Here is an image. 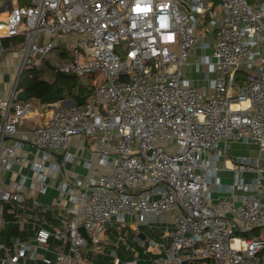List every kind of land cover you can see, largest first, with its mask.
<instances>
[{
    "label": "built area",
    "instance_id": "1",
    "mask_svg": "<svg viewBox=\"0 0 264 264\" xmlns=\"http://www.w3.org/2000/svg\"><path fill=\"white\" fill-rule=\"evenodd\" d=\"M57 45L68 56L56 73L93 74L90 91L80 105L40 102L37 123L21 129L32 112L15 98L20 73ZM196 45L209 52L189 62ZM7 51L17 64L0 93V173L23 165L31 175L9 188L0 177V217L33 233L18 241L15 228L0 264H89L80 250L102 254L106 227L165 213L167 243L149 240L163 252L155 264H264V235L243 234L264 226V0H0V58ZM202 65L214 75L196 88L182 68ZM74 136L95 139L87 173L55 185L68 204L48 229L25 213L38 206L28 194L73 162ZM231 141L254 144L255 155L229 156Z\"/></svg>",
    "mask_w": 264,
    "mask_h": 264
},
{
    "label": "crops",
    "instance_id": "2",
    "mask_svg": "<svg viewBox=\"0 0 264 264\" xmlns=\"http://www.w3.org/2000/svg\"><path fill=\"white\" fill-rule=\"evenodd\" d=\"M206 24V21L201 23V27H203ZM199 33V32H198ZM204 40H210L209 36L205 37ZM65 48L63 45H57L54 47L53 50H58V54L61 56L60 52H63V49ZM67 51V50H66ZM207 53L209 52V49H202L199 48V46H194L189 51L188 60L189 62H194L197 60V57L201 55V53ZM10 56V57H8ZM62 57V56H61ZM63 58V57H62ZM65 58H63L64 60ZM17 64V58L16 55L12 51L5 52L1 58H0V93L1 95H4L5 92L8 89V83L9 79L12 76V74L15 71ZM45 64L47 66V62L45 61ZM189 69V71H188ZM188 71V72H187ZM183 75L189 80V84L193 87H206L207 80L212 78L214 74L211 73H204V74H194L191 71L190 66H185L182 68ZM4 75H7V79L4 77ZM93 75V74H90ZM94 76V75H93ZM93 77H91L92 79ZM91 85V81H90ZM64 100V99H63ZM70 102L69 100H66ZM61 104L63 106L67 102H62ZM69 106H71L69 104ZM31 114L27 118L23 119L19 128L21 129H28L32 126H34L37 121L40 118L41 110L39 108V104L31 106ZM7 142H11V139H7ZM89 141V144H88ZM95 140L93 138H83L81 136H74L70 140L69 144V151L75 156L73 162H66L63 165V168L60 172H54L52 174H48L45 178V188L42 192L37 191L36 189L29 191V202L34 199L35 202H37L38 206H34L32 208L26 209V214L31 215L32 213L36 212L37 222H39L41 225L48 229H52L55 226L60 225L61 223V215L59 213V206L58 205H67L65 198L59 197L57 191L54 189L55 185L60 182L62 179L66 180H72L74 178L82 177L86 175L87 170L83 167V160L87 158L89 155L87 153L86 148L87 147H94ZM256 148L255 145L252 143H242L239 141H231L229 143V149H228V155L229 156H254ZM21 152H25V147H22ZM38 155V153L36 152ZM57 158H59L60 154L55 155ZM100 171V170H99ZM18 174H25L27 176H30L31 173L27 170V168L23 165H16L13 166L11 171H1L0 177L2 181V186L4 188H9V183L17 178ZM228 172H222L220 173V180L222 182H227L229 180L228 178ZM43 209V211H39ZM29 222H31V218L29 219ZM171 222V215L170 213H165L162 216V220L159 223L164 224V230L167 228L169 230L171 228L170 225ZM156 223V222H154ZM135 227H144V226H135ZM33 233V225L32 223H24L21 226H18L16 230V234L14 235L18 241H26L28 240ZM145 235V236H144ZM101 242H105L102 250V254L104 252H107L108 255L116 256L119 260L118 264H155L153 262L154 259L162 257L163 252L159 250V248L152 247L149 244V240H152L156 244H166L168 241V237L164 235V232L161 233V235L157 238H150L147 236L143 231H138L137 235L135 236V240L138 242L140 247L142 248V251L134 248L132 245L127 244L125 248L123 249L122 246H120L119 243H116V245H113L114 243V237L112 234H105L101 237ZM165 240V241H164ZM165 242V243H164ZM59 242L55 241L53 238L49 239V246L52 244H58ZM4 244V243H0ZM7 244V243H5ZM67 244H64L62 246V249L64 251H67ZM3 254L2 250L0 249V256ZM52 254L48 253L47 257L52 258ZM40 264V263H38ZM92 264H112V258L107 263V261H104L103 257L100 256L97 258Z\"/></svg>",
    "mask_w": 264,
    "mask_h": 264
},
{
    "label": "rangeland",
    "instance_id": "3",
    "mask_svg": "<svg viewBox=\"0 0 264 264\" xmlns=\"http://www.w3.org/2000/svg\"><path fill=\"white\" fill-rule=\"evenodd\" d=\"M249 3L252 2V0H248ZM58 50H51L50 52L44 54V55H36V59L39 61L38 64H31L29 63L28 67H38L42 71V78L46 81L54 83V85L59 86L63 88L64 90H68L70 88H75L74 90L77 89V87L80 86H88V81H86L83 77H75L72 75H67V76H58L56 73V70L60 63L63 61V58L58 54ZM207 53H201L199 57H197V60H199L200 56H206ZM10 57V56H8ZM45 61L47 62V66L45 64ZM27 66L25 68H28ZM24 68V69H25ZM189 71V69H188ZM187 71V72H188ZM191 71L194 74H204L209 71L208 65H202L198 69L195 67H191ZM244 72L245 71H239L236 76L237 80L239 82H243L244 80ZM255 72V71H254ZM4 77L7 79V75H4ZM70 98H66L65 100H69ZM31 106L37 105L40 103V101H36L32 98L27 99ZM70 102L67 101V104L69 106ZM95 137V136H94ZM88 139V138H87ZM94 139V138H93ZM95 140V139H94ZM95 143V142H94ZM89 144V141H88ZM156 198V197H155ZM12 207L14 208L15 205L12 203ZM1 221L3 223L0 224V243H9L12 237V232L14 231L13 228H18V224L11 222V221H6V216L0 217ZM138 231H143L147 236L150 238L157 239L162 232H164V224L156 222L149 224V226H144V227H135L133 222H125L124 224L121 223H115L112 227L110 228H105L104 232L101 234V237L105 234H112L114 237V243L113 245H116V243H119L120 246L125 248L127 244L132 245L134 248L142 251V248L138 244V242L134 239L135 236L137 235ZM257 233L252 234L251 237H256V236H262L264 235V226L263 227H258L257 228ZM145 236V235H144ZM165 241V240H164ZM104 241L100 243V247L103 248L104 246ZM165 243V242H164ZM90 245H88L85 248H81V258H86L89 264H92L97 258L100 256L103 257L104 261H107V263L111 260L112 255H108L107 252H104L103 254H96L92 253L89 251Z\"/></svg>",
    "mask_w": 264,
    "mask_h": 264
},
{
    "label": "trees",
    "instance_id": "4",
    "mask_svg": "<svg viewBox=\"0 0 264 264\" xmlns=\"http://www.w3.org/2000/svg\"><path fill=\"white\" fill-rule=\"evenodd\" d=\"M18 40H19L18 38H14L12 39V42H16ZM60 53L63 58H67L68 52L66 50H63V52H60ZM41 74H42V71L38 67L32 66V67L23 69L18 79L17 90H23L25 94L27 95V99L32 98L36 101H39L40 98L44 94L48 93L52 89L57 91V93L60 95L61 100L66 99V98L75 100L77 98H85L88 95L90 91V87H91L90 85L91 77H93V75H87L84 78L86 81H88V84L90 85V87L88 86L84 87V86L79 85V87H77L76 90H74L75 88L64 90L63 88L54 85V83L44 80ZM236 79H237V76H236ZM52 101H56V100H50L48 102H52ZM256 230L257 228H254L251 231L243 233V234L246 236H251L252 234L257 233ZM209 263H210V260L207 258L203 260L186 262V264H209Z\"/></svg>",
    "mask_w": 264,
    "mask_h": 264
},
{
    "label": "water",
    "instance_id": "5",
    "mask_svg": "<svg viewBox=\"0 0 264 264\" xmlns=\"http://www.w3.org/2000/svg\"><path fill=\"white\" fill-rule=\"evenodd\" d=\"M57 75L58 76H66V75H64V74H62V73H58L57 72ZM15 98L16 99H20V100H26L27 99V95L25 94V92L23 91V90H18L17 92H16V94H15ZM50 100H56V101H58V100H60V101H62V102H67L65 99L64 100H61L60 99V95L57 93V91L56 90H54V89H52V90H50L48 93H46V94H44L41 98H40V102L41 103H44V102H48V101H50ZM82 101H83V98H77V99H75L74 101H71L70 100V105L72 106V105H74V104H77V105H80L81 103H82ZM4 206H7L8 204L7 203H4L3 204Z\"/></svg>",
    "mask_w": 264,
    "mask_h": 264
}]
</instances>
